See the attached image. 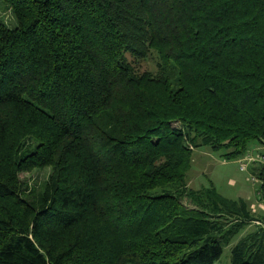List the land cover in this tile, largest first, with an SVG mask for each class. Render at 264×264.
<instances>
[{
    "label": "trees",
    "instance_id": "16d2710c",
    "mask_svg": "<svg viewBox=\"0 0 264 264\" xmlns=\"http://www.w3.org/2000/svg\"><path fill=\"white\" fill-rule=\"evenodd\" d=\"M0 4V264H214L250 224L230 264H264V217L187 183L264 146V0Z\"/></svg>",
    "mask_w": 264,
    "mask_h": 264
},
{
    "label": "rangeland",
    "instance_id": "374dc122",
    "mask_svg": "<svg viewBox=\"0 0 264 264\" xmlns=\"http://www.w3.org/2000/svg\"><path fill=\"white\" fill-rule=\"evenodd\" d=\"M0 19L9 26L13 22L10 12L2 4H0ZM135 67L140 71L153 70L155 68L154 59L148 57L146 60L135 63ZM246 151L244 155L256 157L259 154H264V146H260L252 141L249 143ZM195 155L197 157L194 158V162H192V166L188 171V185L199 188L200 186H208L209 182H212L217 192L225 198H242L248 206L252 202H254V205L257 204L256 195L259 182L250 171L251 166H253L252 164H247L246 169L241 171L238 164L239 158L224 160L221 151H212L208 147L194 149L193 157ZM256 165L258 164L255 163L254 166ZM47 173V169L34 170L29 173L20 174V177L29 182H40L46 177ZM253 229H255V226L250 224L230 244L224 246L219 259L214 264H230V246L238 238Z\"/></svg>",
    "mask_w": 264,
    "mask_h": 264
},
{
    "label": "built area",
    "instance_id": "2783aa9c",
    "mask_svg": "<svg viewBox=\"0 0 264 264\" xmlns=\"http://www.w3.org/2000/svg\"><path fill=\"white\" fill-rule=\"evenodd\" d=\"M255 163L258 165H262L264 167V154H259L256 157L244 155L243 157H240L238 160L239 169L241 171H244L246 169L247 164H252L254 166ZM256 180H257V178H256ZM251 208H252V206H251ZM262 209L264 210V204L262 205ZM254 224L261 225L264 227V222L261 223L259 221H254Z\"/></svg>",
    "mask_w": 264,
    "mask_h": 264
},
{
    "label": "crops",
    "instance_id": "0c3cea01",
    "mask_svg": "<svg viewBox=\"0 0 264 264\" xmlns=\"http://www.w3.org/2000/svg\"><path fill=\"white\" fill-rule=\"evenodd\" d=\"M195 157H197V155H195L194 157H193V160H192V162H194V158ZM213 184V183H212ZM214 185V184H213ZM215 186V185H214ZM192 187V186H191ZM193 188H195V187H193ZM249 197V196H248ZM239 198V197H238ZM242 199V198H241ZM244 200V199H243ZM256 200H257V204L256 205H254V202H252V204L251 205H249V207H251L252 206V209L255 211V213L257 214V215H259L260 217H264V210L262 209V205L264 204V203H262V201L260 202V201H258V199H257V195H256ZM245 201V200H244Z\"/></svg>",
    "mask_w": 264,
    "mask_h": 264
}]
</instances>
